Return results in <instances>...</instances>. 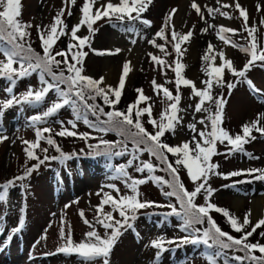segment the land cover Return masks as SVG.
<instances>
[{"label":"rangeland","instance_id":"obj_1","mask_svg":"<svg viewBox=\"0 0 264 264\" xmlns=\"http://www.w3.org/2000/svg\"><path fill=\"white\" fill-rule=\"evenodd\" d=\"M107 2L108 0H101V3ZM112 2L119 3V0H112ZM192 2L193 0H152L147 11L141 14L142 19L150 21V25H144L140 21H128L126 18L123 22L120 21L116 24L109 23L105 18L98 21L94 25L97 31L91 36V49L97 51L94 53L90 48H84L88 55L83 60L82 74L94 79L104 77L106 85L116 87L123 71V64L130 62L131 71L126 77L125 88L122 92L123 97L126 99L125 101L132 103L136 89H142L146 96L151 97V100L146 101L141 107L151 104L154 112L152 116L158 119V111L159 108H163V104L153 90L152 81L155 80L157 84L169 90L172 88L169 85L167 69L161 70L160 65L154 64L149 53L161 59H165L167 55L148 41L155 39L157 44H163L169 55V45L164 39L156 37L155 34L165 26L166 17L172 9H176L177 12L168 24L169 33L171 34L173 30L172 25H174L175 31L181 34L187 33L189 29L193 31L190 40L181 45L183 56L180 57V62L185 66L183 69L185 78L193 81L198 88L205 87L201 83L203 81L201 69L206 68L209 63L218 65L220 62L218 55L214 62H206L202 59L207 53L209 42L214 46V51L210 55H216L223 49L226 57L232 60L234 67L237 70L243 69L245 63L250 59V54L241 52L240 47L225 45L217 37L218 28L223 25L237 30L235 34L225 33L234 44L249 46L251 38L243 29V18L239 16V11L234 6L236 0H196L204 12L205 19L203 20L191 7ZM21 3L22 15L19 19L24 23L41 25L42 29L53 23V17L58 14L61 8L65 9L63 19L68 25L69 31L71 26L77 24L81 18V13L76 7L80 0H76L74 5L68 0H22ZM239 3L248 10L249 26L257 29L254 35L259 51V49L264 48V24H261V20L264 19V0H239ZM223 4L232 6L223 8ZM257 5L260 6L259 11ZM95 7H99V5H95L93 10ZM208 8H219L222 12H227L232 18L228 19L219 13L209 15ZM68 10L72 11L70 17L67 15ZM209 24L216 27L203 32L202 29L207 28ZM129 28L132 31H128ZM29 31L32 48L41 49L37 29L33 27ZM78 35L81 37L89 35L87 27H83ZM69 42L70 36L61 37L55 46V51L66 49ZM71 42L75 43L74 41ZM116 49L121 51L115 53ZM109 50L114 54H97L106 53ZM3 59L5 58L0 54V60ZM229 74L231 73L226 71L225 77ZM246 76L248 80L252 81L256 89L264 93V62H255ZM236 81L237 78L233 81L236 83V87L230 95L227 96L226 89L217 95H213L214 97H222L226 101L222 116L224 119L223 128L235 135L241 131L242 125L256 120L258 114L264 113V95L253 91L246 82L244 84V82L237 83ZM10 86L8 80L0 78V102L9 99L13 93L19 97L27 92L29 86H32L34 90L41 87L39 79L34 73L18 80L12 89V93L6 91ZM180 94V107L185 109L180 114L184 119L177 126L175 134L171 131L165 134V142L170 145H179L184 141H190L194 134L187 125L196 123L200 118L208 116V113H196L194 111L195 103L198 102L199 98H190V87H183ZM56 99L55 92H50L41 105L35 107L15 105L4 111L3 116L0 117V135L6 136L7 139L0 141V182L11 180L12 175L16 174L15 170L31 164L22 152V149L26 147L23 143L24 140L35 141L36 129L29 126L28 118L41 114ZM204 106L209 107L213 113L215 112L214 102H206ZM74 119L72 109L65 106L54 117L49 118L47 124H39L37 127H50L53 129L54 135L61 128V125L56 123L57 120L64 121L65 126L71 129L67 122ZM142 122L146 124V117L143 116ZM76 123L77 128L71 130L79 133H90L91 137L94 138L96 132L89 128L82 119ZM197 128L203 129L204 126L197 123ZM208 130L210 131V123ZM88 143L92 144L93 142L89 141ZM218 149L221 148L218 147ZM61 150L68 152L71 148L63 147ZM245 151L255 158H250L249 155L240 152L232 155H227V152H224L221 156H214L212 162L219 165L218 172L222 170V172L230 173L253 168L264 170V142L255 140L250 145L245 146ZM129 158V156L117 158L116 162H112L111 167L90 159L92 162H88L85 160L86 158L81 163H77L76 159L65 160L66 164L62 162L44 163L24 182L28 185L27 191L20 187L19 182H17V186L10 189L7 203H0V228L3 225V214H6L5 233L18 226V221L22 219L23 199L27 201V220L23 224L21 239L18 233L12 234L11 239L5 238V235L0 238V264H103L102 259L88 262L77 254L60 253L48 258H36L40 257L41 254H52L50 252L65 244V240L60 237L62 222L66 232L69 228L71 229L72 238L76 243L85 239L84 234L91 229L83 223L80 211L83 210L84 218L95 223L94 206L100 203L102 190L111 193L113 196L116 195L112 189L105 187V185L115 184L120 188L121 195L131 194L124 187L123 180L115 178L116 173L114 172L115 165L126 164ZM140 159L148 161L151 158L142 155ZM127 171L134 178H144L148 175L147 172L137 173L134 168H129ZM244 174L248 175L247 173ZM258 174L252 175L250 187L235 186L230 184L228 180L220 179L219 175H212L208 183L216 191L211 202L229 210L230 213L240 218L241 222L245 213L250 211V219L255 224L258 219L264 217V210L261 207L264 204V180L255 179L254 176ZM155 175L163 176L160 173ZM183 179L187 188L193 190L194 184L190 178L183 176ZM162 188H164L163 185L153 181L140 185V198L155 201L158 204H175L174 198H168L162 194ZM164 190L167 189L164 188ZM98 192H101V196L97 195ZM202 197L203 194L198 196L195 202L203 205ZM151 208L141 209L139 212L144 214L154 211L160 215L170 211L168 208ZM104 210L111 211L112 209L106 205ZM214 213L211 212V215L216 220ZM143 214L138 213V219L134 222V230L123 231V234L118 238L108 257L109 264H208L203 254L209 252H205L207 248L202 244L195 246L186 244L177 247L178 250H176L174 245L178 244L180 238L185 236L178 221L173 218L167 221L163 219L162 215H160V219L158 217L150 219L149 216ZM113 215L120 219L118 213H113ZM96 230L101 236L104 235L105 229L99 225H96ZM158 238L175 241L171 244L165 243L164 247L174 246V248L161 253L159 259L156 258L158 249L151 246V242ZM11 240L12 244L9 247ZM261 240L264 238L261 237ZM236 254L243 255L240 252ZM218 264L231 263H225L222 257H219Z\"/></svg>","mask_w":264,"mask_h":264},{"label":"snow or ice","instance_id":"obj_2","mask_svg":"<svg viewBox=\"0 0 264 264\" xmlns=\"http://www.w3.org/2000/svg\"><path fill=\"white\" fill-rule=\"evenodd\" d=\"M71 4H75L76 0H68ZM152 0H119V3H113L108 0L107 3H101V0H85L80 12L81 18L79 22L71 26L70 31L68 25L63 19L65 9L61 8L58 14L53 17V23L50 26L41 28V25H33L31 23H24L19 19L22 15L21 0H0V54L5 59L0 60V78L6 79L10 82V87L6 89L12 93V89L18 80L30 76L34 72L39 73V89H33L29 86L27 92L17 97L14 93L6 101L0 102V117L3 116L4 111L15 105H29L38 106L45 102L46 97L50 92H55L57 99L54 100L50 106L46 108L41 114L29 117V126L35 127V141L24 140L26 145L24 148L28 160H36L37 163L31 167H26L21 175L15 176L13 179L0 184V203H7L10 189L17 186L23 187L27 191L28 185L24 182L28 180L31 174L36 171L40 165H43L49 160H67L71 156L63 153L59 144L53 136V129L50 127H36L39 124H47L49 118L54 117L62 108L69 106L74 114L75 119L69 120L68 125L71 129L77 128L76 121L83 119V122L90 128L96 129L100 132L114 131L118 136L122 137L120 141H105L101 139L99 144L92 146L97 150L95 155L104 157H124L129 156L126 164L114 166L116 179H122L124 187L130 191L131 194H120V188L115 184H108L105 187L112 189L116 195L113 196L109 192H103L100 203L95 207V223L84 218L83 210L80 211V216L83 223L91 230L86 232L85 239L76 243L72 238V232L69 228L67 232L62 226L60 228V237L65 240V244L56 249L58 253L66 255L77 254L85 261L94 262L102 259L103 264H109L108 257L116 244L118 238L123 234V231L133 229L134 222L138 219V213L141 209L157 207L168 208L170 211L164 213L165 218L175 216L182 221L181 231L188 233L180 238L177 247L191 244H202L212 251L205 254V259L208 264H218V258L225 256V250L233 252H240L243 255H235L230 259L235 261L236 264H264V243L257 241L256 243L250 242L249 238L256 233L257 229L264 226V217L258 219L255 224L252 223L250 216L251 212L245 213L242 222L240 218L230 213L229 210L221 208L211 202L216 189H213L208 183L212 175H219L227 179L247 173L255 175L257 180H264V170L262 169H241L239 171H232L230 173H219L217 171L219 165L212 162V158L221 153L218 151V144L227 146V155H232L236 152L244 153V145L249 143L250 140L256 139L252 135L253 131L264 136V113H260L256 120L242 125L241 133L235 136L231 135L227 130L221 127L222 116L226 101L222 97H214L212 95L213 86H225L231 93V90L236 87V83L225 81V72H230L237 78V83L246 82L253 91L261 93V90L256 89L251 80L247 79L246 73L255 64V62H264V48L257 49L256 36L254 35L257 29L249 26V13L248 10L243 8L239 0L235 2V8L239 11V16L243 18V29L248 33L250 39L249 46H239L232 42V40L225 35V33L235 34L236 29H230L223 25L219 26L217 37L223 41L225 45L232 47H240V50L250 54V59L245 63L243 69L237 70L232 60L228 59L221 49L216 55H210L214 51V46L209 42L207 53L202 57L204 61H215L217 55L219 57V64L209 63L203 69L208 79L201 81L204 88H198L195 83L183 75L184 65L180 62V57L183 56L181 45L189 41L193 36V31L181 34L175 31L172 25L171 40L165 36V29L168 27L169 22L172 21L173 16L177 12L176 9L167 15L165 27H162L155 36L164 39L167 43H171L176 53L177 59L174 62L175 67L166 64V61L160 57L149 53L151 60L161 66V70L165 67L172 68L175 72V85L176 94L166 87L157 84L155 80L152 81L153 90L157 95L161 91L163 97L169 103L166 108L161 112L159 120L152 116V106L148 104L145 107L140 105L146 101L151 100L144 94L142 89H136L138 92L137 99L134 103L128 105L126 111L117 109L125 88L126 77L131 71L130 62L123 64V71L119 78L118 86L113 87L104 83V77L94 79L89 76L83 75V60L88 55L84 51L85 47L91 49V36L97 31L94 25L104 18H115L123 22L125 18L128 21H140L144 25H150V21L142 19L141 14L147 11ZM99 7H95V5ZM232 5L223 4V8L231 7ZM191 7L195 9L197 15L201 20L205 19L204 12L201 7L193 0ZM257 10L260 6L257 5ZM209 15L219 13L228 19L227 12H222L219 8H208ZM135 13V15H133ZM67 15L70 17L72 11L68 10ZM264 24V19L261 20ZM87 27L89 35L79 36L78 32ZM35 27L37 35L41 42L42 54L36 52L30 43L31 33L29 29ZM215 25L209 24L207 28L202 29L207 32L210 28H215ZM132 31L131 28L127 29ZM70 36V42L66 49L55 51V46L61 37ZM74 41L75 43L71 42ZM154 47H157L168 55L163 44H157L155 39L149 40ZM92 52L97 50L91 49ZM121 50L116 49L115 53ZM97 54H114L110 50L106 53ZM61 57L62 59H57ZM18 65V67H14ZM67 73V75L65 74ZM181 85L191 88L190 98H199L195 103L194 111L196 113H208V116L200 118L196 123L187 125L189 130L194 134L190 141H184L179 145H169L162 139L166 132L171 131L175 134L178 125L183 121V116L180 114L185 109L180 107ZM63 86V87H62ZM264 95V93H261ZM103 101L104 106L109 107V111L105 112L104 107L99 104L89 103L95 101L97 98ZM214 102L215 112L213 113L209 107L204 105ZM81 105L92 115L105 116L106 119L101 120L99 124L90 122L87 115L82 113ZM144 114L148 115V123L152 125L154 131L149 132L143 122ZM56 123L61 125L59 131L54 133L59 137H80L87 141L92 139L90 133H79L71 130L65 126L64 121L57 120ZM197 123L203 125V129L197 128ZM210 123V131L208 130ZM48 135L45 136L44 134ZM7 139L6 136L0 135V141ZM41 141L46 142L50 147L60 153V156H48L49 148L41 146ZM103 145V148H100ZM131 145V151L129 150ZM37 149L45 153L43 158L37 154ZM148 153L150 158H155L158 163H152L151 159L148 161L141 160L140 157L144 153ZM168 154L175 157L174 162L169 160ZM250 158H255L251 157ZM175 165V166H174ZM182 166L186 169L190 180L194 184V189L189 191L181 182L179 175V167ZM134 168L137 173H145L148 175L144 178L132 177L127 169ZM167 172L170 179H165L161 176H156L155 172ZM153 181L164 186L167 190L162 188V194L168 198H174V203L158 204L155 201L142 200L139 192V186ZM227 187V185H225ZM203 194L204 204H197L195 201L198 196ZM101 196V192L97 193ZM110 206L111 211H105V206ZM178 205V206H177ZM68 207V205H65ZM221 213L231 228L236 233H242L239 238L223 231L213 219L211 212ZM113 213H118L120 219H117ZM55 215V214H53ZM24 221L20 219L18 226L11 229L12 234L19 233L23 228ZM96 225L105 229L104 235L101 236L96 230ZM200 225L201 227H196ZM250 230H247L249 229ZM108 230H111L110 232ZM260 236L264 238V231L260 232ZM165 243H175L173 240H164L158 238L151 242V246L158 249L156 258L159 259L161 253L168 249L164 247ZM259 252L257 256L255 253ZM55 254V253H52ZM228 258L226 257V260Z\"/></svg>","mask_w":264,"mask_h":264},{"label":"trees","instance_id":"obj_3","mask_svg":"<svg viewBox=\"0 0 264 264\" xmlns=\"http://www.w3.org/2000/svg\"><path fill=\"white\" fill-rule=\"evenodd\" d=\"M22 1V0H21ZM85 2V0H80V3L76 6L77 7V9H78V11H79V13H81L80 12V9H81V7H82V5H83V3ZM105 19H107V21L109 22V23H114V24H116V23H119L120 21L119 20H116L115 18H112L111 20L109 19V18H105ZM165 27V26H164ZM248 34V33H247ZM165 36L168 38V40L170 41L171 40V34L169 33V27H167L166 29H165ZM41 43V42H40ZM165 44V43H164ZM166 44H168L169 45V55H167L166 56V58L164 59L163 58V60H165L166 61V64H169V65H172V68H174L175 67V61H176V59H177V56H176V53H175V51H174V49H173V46H172V44L171 43H167L166 42ZM165 44V45H166ZM3 45H0V47H2ZM34 49V48H33ZM36 52H39V53H41L42 54V49H34ZM241 51V50H240ZM242 52V51H241ZM57 59H62L61 57H57ZM155 64V63H154ZM157 65V64H156ZM14 67H18V65H14ZM166 69H167V71H168V81H169V85H171V92L173 93V95H175L176 94V85H175V72L172 70V68H168V67H165ZM262 68V67H261ZM34 74L37 76V78L39 79V73L38 72H34ZM66 75H67V73H65ZM236 77H234L232 74H229L228 76H226L225 77V81L226 82H233L234 81V79H235ZM201 79L202 80H205V79H208V77L206 76V74H205V72L203 71V69H201ZM228 79V80H227ZM242 83V82H241ZM244 84H245V82H244ZM63 87V86H62ZM183 87H186V86H183V85H181V87H180V91L183 89ZM224 89H226L225 91L227 92V96L228 95H230L229 94V91H228V89H227V87H226V83H225V86H223V87H220V86H216V85H214L213 86V89H212V95H217L219 92H222V90H224ZM233 90H234V88L231 90V93L233 92ZM226 94V93H225ZM139 94H138V92L137 91H135L134 92V96H133V100H132V103H134L135 102V100L137 99V96H138ZM159 98H160V100H161V102H162V104H163V108H159V111H158V119L157 120H159V118H160V114H161V112L166 108V106H167V104L169 103V101H167L166 100V98H164L163 97V93H162V91H161V93H160V95H157ZM126 99H124V97H123V94H122V96H121V100H120V102H119V104L116 106L117 107V109H119V110H121V111H126V109H127V107H128V105L129 104H131V102H127V101H125ZM89 103H94V104H99V105H101V106H103L104 107V110H105V112H107V111H109L110 109H109V107L108 106H104L103 105V101L98 97L95 101H89ZM145 103V102H144ZM144 103H142L140 106H143L144 105ZM68 108H70L69 106H67ZM81 107V111H82V113H84V114H86L87 115V118H88V120L90 121V122H93V123H96V124H99L100 123V121L101 120H104V119H106V117L105 116H100L99 117V120L97 119V116H94V115H92V113L91 112H88L86 109H84L83 108V105H81L80 106ZM152 114H154V112H153V110H152ZM144 117H146V124H144V126H145V128L149 131V132H153L154 131V129H153V127H152V125L151 124H149L147 121H148V115L147 114H144ZM83 120V119H82ZM221 127H223L224 126V119H222V123H221V125H220ZM37 127V126H36ZM32 128H34L35 129V127H33L32 126ZM90 128V127H89ZM94 132H96V134H95V136H94V138H92V139H88L87 141H85L84 139H81L80 137H59V136H55V135H53L54 136V138H55V140L57 141V143L59 144V146H60V148H63V147H70L71 148V150H69L68 152H63V153H65V154H69L70 156H71V158H70V160H72V159H76L77 160V163L78 162H82L85 158V160H88V162H92V161H90V160H93V161H97L99 164H103V165H106V166H108V167H111L112 166V162L114 161V162H116L117 161V158L119 159L120 157H111V158H108V157H104V156H97V155H95V152H96V148L95 147H92V146H95V145H97V144H99V141L101 140V139H103V140H105V141H120L121 139H122V137H120V136H118L114 131H109V132H107V133H105V132H100V131H97L96 129H93V128H91ZM227 129V128H226ZM228 130V129H227ZM229 131V130H228ZM166 133H168V132H166ZM229 133L231 134V135H235V134H233L231 131H229ZM238 134H242L241 133V131L240 132H238ZM45 136H47L48 134L46 133V134H44ZM252 135L253 136H255L256 137V139H254V140H250V142L249 143H247V144H245L244 145V149H245V146H247V145H250L253 141H255V140H261V141H263L264 142V136H262V135H260L259 133H257V132H255V131H253V133H252ZM163 140H164V142H165V139H164V137L162 138ZM93 142L92 144H90V143H88V142ZM166 143V142H165ZM170 145V144H169ZM41 146L42 147H45V148H49V151H48V153H47V155L48 156H60V153H58L56 150H55V148L54 147H50L49 145H47L46 144V142H44V141H41ZM76 146V147H75ZM219 148H221V149H218V151L221 153L219 156H221L224 152H227V146H226V144L225 145H219L218 146ZM100 148L102 149L103 148V145H100ZM129 150L131 151V145H129ZM37 151V154L41 157V159L43 158V156L45 155V153H43V152H40L39 151V149H37L36 150ZM22 152H23V155H25V157H26V154H25V151H24V148L22 149ZM246 152V151H245ZM247 153V152H246ZM143 155H147V157H149V155H148V153H144ZM168 157H169V160L170 161H173L174 162V160H175V157L174 156H172L171 154H168ZM26 159H27V157H26ZM90 159V160H89ZM28 160V159H27ZM67 160H69V159H67ZM150 160V159H149ZM31 164H27V166L26 167H31L32 165H34V164H36L37 163V161L36 160H28ZM60 162H62L63 164H66L67 162L65 161V160H49V161H46L45 163H60ZM151 162L152 163H158L156 160H155V158H151ZM41 166V165H40ZM175 166V165H174ZM26 167H22L21 166V169H18V170H15L16 171V174H13L12 175V177L10 178V179H13L15 176H18V175H21L23 172H24V170H25V168ZM65 167V166H64ZM14 171V172H15ZM178 171H179V175H180V178H181V182L184 184V179H183V176H185V177H189L188 176V174H187V171H186V169H184L182 166H180L179 167V169H178ZM19 172V174H17ZM220 173H225L224 171L222 172V170H220L219 171ZM156 173H160V175L161 174H163V176L161 175V177H166L165 179H170V175H169V173H167V172H162V171H157ZM155 173V174H156ZM254 175V174H253ZM246 176V177H245ZM54 177V176H53ZM251 177H252V175H245V174H243V175H240V176H235V177H229V178H227V179H225V178H223L222 176H220V179H225V180H228L229 182H230V184H233V185H235V186H239V187H250L251 186ZM232 181V182H231ZM6 181H1L0 182V184H4ZM229 185V184H228ZM184 186L187 188V186L184 184ZM188 189V188H187ZM194 189V188H193ZM189 190V189H188ZM191 190V189H190ZM189 190V191H190ZM202 202H203V204H204V198L202 197ZM178 206V205H177ZM23 208V209H22ZM22 210H21V217H22V219H23V221H26L27 220V215H28V213H27V201H26V199L24 200L23 199V203H22ZM147 209H152V208H147ZM213 212H215V211H213ZM140 214H143L142 212H139ZM143 215H147V216H149V218L150 219H154V217H155V219L158 217L159 219L161 218V216L160 215H162L163 216V219H166L167 221H170V218H173V219H175V221H178L180 224H182V221L179 219V218H177V217H175V216H171V217H167V218H165V216L163 215V214H158V213H156V212H154V211H150V212H147V213H144ZM214 215L216 216V220H215V218H213L214 220H215V222L217 223V225L223 230V231H225V232H228L229 234H231V235H233V236H235V237H237V238H239V236L240 235H242V233H236L232 228H231V226L229 225V223L227 222V218H225L221 213H217V212H215L214 213ZM2 223H3V225H2V227L0 228V238L2 237V236H4L5 235V238H7V239H11V237H12V233H11V231H9V232H7V233H5V230H6V227H5V225H6V214H3L2 215ZM196 227H201L200 225H196ZM261 230H264V226H262L260 229H257V231H256V233H254L253 234V236L252 237H250L249 238V240H250V242H252V243H256L257 241H259L260 243H264V240H261V236H260V232H262ZM22 231L23 230H21L19 233H18V236H19V238L21 239V235H22ZM182 233L183 234H185V235H188V233H186V232H184V231H182ZM13 240V239H12ZM12 240L10 241V243H9V247L11 246V244H12ZM175 247H176V250H178V248H177V244H175L174 245ZM174 246H172V247H170V246H165V248H167V247H170V248H167V249H173L174 248ZM206 249V248H205ZM212 250L211 249H206V251L205 252H211ZM50 253H55V254H41V256L40 257H37L36 259H38V258H48V257H51V256H53V255H56V254H60V253H58L56 250H54V251H52V252H50ZM237 252H233V251H231V250H225V256H221L222 257V259L225 261V263H231V264H236V262L235 261H233V260H231L230 258L232 257V256H235V255H241V254H236ZM63 254V253H62ZM257 256H259L260 255V253L259 252H256L255 253ZM203 255H205V254H203ZM226 257L228 258L227 260H226ZM244 264H248V262H244Z\"/></svg>","mask_w":264,"mask_h":264},{"label":"bare ground","instance_id":"obj_4","mask_svg":"<svg viewBox=\"0 0 264 264\" xmlns=\"http://www.w3.org/2000/svg\"><path fill=\"white\" fill-rule=\"evenodd\" d=\"M260 205H261V204H260ZM263 205H264V204H262V206H261V207H262V210H264V206H263Z\"/></svg>","mask_w":264,"mask_h":264}]
</instances>
